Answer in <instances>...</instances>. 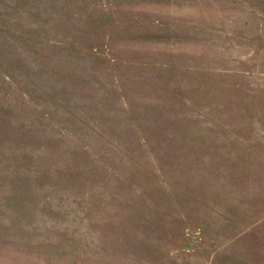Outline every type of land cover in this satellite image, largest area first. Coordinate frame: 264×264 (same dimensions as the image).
<instances>
[{
    "label": "rangeland",
    "instance_id": "rangeland-1",
    "mask_svg": "<svg viewBox=\"0 0 264 264\" xmlns=\"http://www.w3.org/2000/svg\"><path fill=\"white\" fill-rule=\"evenodd\" d=\"M0 264H264V0H0Z\"/></svg>",
    "mask_w": 264,
    "mask_h": 264
}]
</instances>
